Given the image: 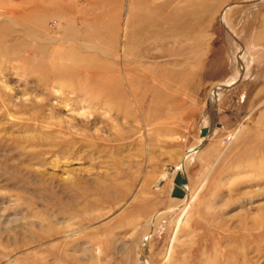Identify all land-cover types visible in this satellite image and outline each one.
<instances>
[{
    "label": "rangeland",
    "instance_id": "1",
    "mask_svg": "<svg viewBox=\"0 0 264 264\" xmlns=\"http://www.w3.org/2000/svg\"><path fill=\"white\" fill-rule=\"evenodd\" d=\"M228 1L0 0V264H264V0Z\"/></svg>",
    "mask_w": 264,
    "mask_h": 264
},
{
    "label": "water",
    "instance_id": "2",
    "mask_svg": "<svg viewBox=\"0 0 264 264\" xmlns=\"http://www.w3.org/2000/svg\"><path fill=\"white\" fill-rule=\"evenodd\" d=\"M206 133H207V128H202L200 130L201 136L205 135ZM174 182H175V186L172 189L171 196L182 197L184 195V191L180 187V185L186 182V178L182 177L179 173H177V175L175 176Z\"/></svg>",
    "mask_w": 264,
    "mask_h": 264
},
{
    "label": "bare ground",
    "instance_id": "3",
    "mask_svg": "<svg viewBox=\"0 0 264 264\" xmlns=\"http://www.w3.org/2000/svg\"><path fill=\"white\" fill-rule=\"evenodd\" d=\"M150 2H151V1H150ZM194 2H195V1H194ZM227 2H229V1L227 0ZM145 3H146V2H145ZM190 3H191V2H190ZM192 3H193V2H192ZM199 3H200V2H199ZM201 3L203 4L202 1H201ZM210 3H211V1H210ZM152 4H153V3H152ZM202 4H201V5H202ZM204 4H205V3H204ZM206 4H207V3H206ZM234 4H235V3H234ZM236 4H237V3H236ZM184 5H185V4H184ZM187 5H189V4H187ZM201 5H200V6H201ZM217 5H218V4H217ZM222 5H223V4H222ZM194 6H195V5H194ZM200 6H199V7H200ZM219 6H220V5H219ZM226 6H227V5H226ZM230 6H231V5H230ZM233 6H234V5H233ZM147 7H148V5H147ZM181 7H182V6H181ZM192 7H193V6H192ZM207 7H208V6H206V8H207ZM182 8H183V7H182ZM189 8H190V7H189ZM189 8H188V9H189ZM206 8L203 9V10L205 11ZM209 8H210V6H209ZM221 8H222V7H221ZM228 8H229V7H228ZM210 9H211V8H210ZM226 9H227V8H226ZM230 9H231V8H230ZM145 10H147V9L145 8ZM227 10H228V9H227ZM39 11H40V10H39ZM180 11H181V10H180ZM176 12H179V11H176ZM28 13H29V12H28ZM224 13H225V11H224ZM220 14H221V13H220ZM221 15H222V14H221ZM33 16H34V15H33ZM194 16H195V15H194ZM223 16H224V15H223ZM196 17H197V16H196ZM42 18H44V17L42 16ZM160 18H161V17H160ZM220 18H221V17H220ZM228 18H229V17H228ZM39 19H40V17H39ZM207 20H208V19H207ZM207 20H206V21H207ZM228 20L230 21V19H228ZM221 21H222V20H221ZM44 22H45V21H44ZM154 23H155V22H154ZM154 23H153V24H154ZM223 23H224V22H223ZM205 25H206V24H205ZM152 26H153V25H152ZM164 26H165V25H164ZM150 27H151V26H150ZM157 27H158V26H157ZM157 27H153V28H157ZM147 30H148V29H147ZM66 36H68V35H66ZM155 41H156V40H155ZM138 42H140V41H138ZM254 45H255V44H254ZM243 54H244V53H243ZM244 58H245V57H244ZM245 63H246V62H245ZM158 180H159V179H158ZM183 188H184V187H183ZM183 209H184V208H183ZM179 216H180V215H179ZM183 216H184V215H183ZM183 216H182V217H183ZM180 218H181V217H180Z\"/></svg>",
    "mask_w": 264,
    "mask_h": 264
}]
</instances>
